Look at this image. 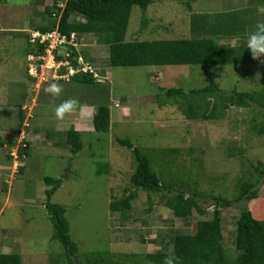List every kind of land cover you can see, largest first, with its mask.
<instances>
[{"label":"rangeland","instance_id":"obj_1","mask_svg":"<svg viewBox=\"0 0 264 264\" xmlns=\"http://www.w3.org/2000/svg\"><path fill=\"white\" fill-rule=\"evenodd\" d=\"M51 3L0 0V253L19 254L23 264H68L65 248L54 239L49 203L66 210L81 264H89L98 253L143 257L172 251L174 234H194L199 221L213 218L214 197L232 200L258 161L264 163V134L256 130L264 128V110L232 107L214 119L213 99L208 97L199 106V119L189 120L182 106L189 108L199 100L191 103V98L184 101L167 92L189 94L209 86L201 66L114 68L109 47L97 45L94 35L85 37L79 49L88 59L84 61L107 80L97 76L100 83L86 85L54 79V72L47 71L38 87L28 72L29 37L36 26L49 22L45 9ZM261 20L264 0H155L146 13L133 7L126 42L191 39L204 35L194 30V23L201 26L205 21L207 37L217 41L222 35L223 43L238 46ZM212 74L226 95L264 93V56L254 64L215 66ZM52 82L62 85L58 97L44 91ZM69 98L87 109H112L109 133H97L92 116H87L78 153L75 143L68 142L76 123L55 122V107ZM121 141L140 149L165 181L204 194L200 205L206 214L195 211L189 221L177 219L158 203V196L145 192H139L124 214L112 213V201L136 191L131 182L134 153ZM14 151L17 162L9 157ZM56 188L50 196L48 191ZM259 188L260 200L222 209L229 251L236 249V221L243 207L264 220V184ZM115 264L122 262L116 259Z\"/></svg>","mask_w":264,"mask_h":264},{"label":"trees","instance_id":"obj_2","mask_svg":"<svg viewBox=\"0 0 264 264\" xmlns=\"http://www.w3.org/2000/svg\"><path fill=\"white\" fill-rule=\"evenodd\" d=\"M155 0H52L51 5L45 9L49 17L47 24L36 26L32 31L43 34L59 30L62 35L71 39L72 34L77 37V42L82 46L85 37L94 35L96 44L108 46L110 50L109 63L111 67H149V66H194L199 65L210 78V85L200 89L189 91L168 90L170 96H182V100L198 99L189 108L182 106L184 115L189 120L199 119V106L201 102L207 103V98L213 99L214 119H221L225 112L232 107L264 110V93H237L226 95L215 81L212 69L215 66L254 64L253 58L246 44L232 46L221 43V36L216 41L205 32L204 24L199 26L195 22L194 30L204 35L191 39L158 40L152 42H126V34L133 7H140L144 13ZM63 5V7H61ZM44 15V16H46ZM48 18L45 17V20ZM202 20V19H199ZM209 25V24H208ZM226 33H223V36ZM207 35V36H206ZM30 42V37H29ZM31 55L39 56L45 53V45H33ZM69 58L72 66L78 68V57H87L82 51L78 52L73 46ZM64 56L59 55L58 60ZM91 64V63H90ZM94 64H91V66ZM29 66V63H28ZM29 70V68H28ZM61 75L67 74L62 69ZM104 77L96 67L94 72H78L66 80L81 82L82 84L100 83L96 76ZM31 77V76H30ZM205 100V101H204ZM197 103V104H195ZM208 119V118H207ZM111 108L97 106L93 109V125L97 133H109L111 130ZM258 134H264V128H256ZM68 142L75 143V153L82 149L81 135L75 130L68 132ZM123 146L133 150L136 162V170L131 177L132 186L136 189L121 200L111 202L110 209L113 212L124 214L132 208V202L139 196V192L148 193L149 196H158L159 202L172 210L177 219L189 221L196 211L200 215L206 214L200 205V198L205 196L197 188L189 190L186 185L179 187L165 181L155 172L149 158L140 149L128 141H121ZM29 147H27L28 149ZM21 149V156H25ZM169 153L179 154L178 150H170ZM10 158H14L12 154ZM254 174L256 176H254ZM248 179L241 181L237 186L238 195L232 200L217 196L214 197L213 218L201 220L197 223L194 234H174L171 237L172 251H159L138 255H113L110 252L98 253L89 264H115L118 259L122 264H264V220L255 217L253 210L248 206L243 207L242 213L236 221L235 251H229L224 245L223 235V208L241 206L242 203H252L260 200L261 184H264V163L258 161L254 173H249ZM51 182V181H49ZM61 183L57 184V188ZM56 189L48 191L51 196ZM153 205V204H152ZM47 210L54 226V239L59 241L66 250L68 264H81L78 260L79 249L70 236L69 223L65 217L66 210L55 204H47ZM0 264H23L19 254L0 253Z\"/></svg>","mask_w":264,"mask_h":264},{"label":"built area","instance_id":"obj_3","mask_svg":"<svg viewBox=\"0 0 264 264\" xmlns=\"http://www.w3.org/2000/svg\"><path fill=\"white\" fill-rule=\"evenodd\" d=\"M63 7V5H61ZM30 42L33 45H45V53L39 56L31 55L28 57L29 62V74L40 85L45 82L46 73L54 72V79L68 80L69 77L77 74L78 72H94V69L84 61V57H78V68L72 66V62L69 59L72 56L73 51H69V46H73L80 52V44L77 42V37L72 34L71 39L65 35H62L59 30H55L50 33L43 34L39 31H32L30 33ZM64 56L63 60H58V56ZM67 70V74L61 75L62 69ZM97 77V75H95ZM18 152V151H17ZM14 161L17 162L19 157L15 153H12ZM15 169H18L17 163H15Z\"/></svg>","mask_w":264,"mask_h":264},{"label":"clouds","instance_id":"obj_4","mask_svg":"<svg viewBox=\"0 0 264 264\" xmlns=\"http://www.w3.org/2000/svg\"><path fill=\"white\" fill-rule=\"evenodd\" d=\"M245 44L254 59L259 60L264 56V20L256 23L255 28L247 35ZM44 91L47 94L58 97L62 93V85L52 82L45 87ZM87 107V105L80 104L77 99L69 98L55 107L54 114L58 120H63L66 116H70L77 110H79L81 116H84Z\"/></svg>","mask_w":264,"mask_h":264},{"label":"crops","instance_id":"obj_5","mask_svg":"<svg viewBox=\"0 0 264 264\" xmlns=\"http://www.w3.org/2000/svg\"><path fill=\"white\" fill-rule=\"evenodd\" d=\"M221 43H223L222 42V40H221ZM151 67H158V66H151ZM108 75V74H107ZM30 76V75H29ZM107 77V76H106ZM106 77H102V78H105L106 80L108 79V78H106ZM41 86V84L40 85H38V87H40ZM121 105V104H120ZM114 111H115V108H114ZM92 116V118H93V108L91 109H86V114L84 115V116H81L80 115V113H79V110H77V111H75V112H73L72 113V116L74 117V118H69V117H67V119H63V120H57L56 119V124L58 125V126H62L63 125V122H66V121H68V123H71V125L73 124L74 125V123H76L73 127H74V129H71V130H75V131H77V132H81V127H86V129H87V121H88V119H89V117L87 118V116ZM111 115H112V109H111ZM76 116V117H75ZM69 118V119H68ZM93 120V119H92ZM73 121V122H72ZM59 122L60 123H62V124H59ZM89 122V121H88ZM70 126V125H69ZM89 130H92V129H90V128H88ZM70 130V131H71ZM61 131V130H60ZM12 253V251L11 252H4V253H2V254H11ZM23 261V260H22Z\"/></svg>","mask_w":264,"mask_h":264}]
</instances>
